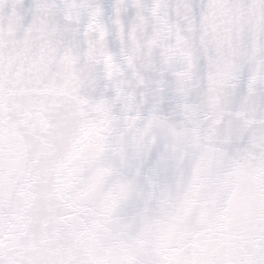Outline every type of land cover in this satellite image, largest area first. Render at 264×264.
Returning <instances> with one entry per match:
<instances>
[{
    "label": "snow or ice",
    "instance_id": "1",
    "mask_svg": "<svg viewBox=\"0 0 264 264\" xmlns=\"http://www.w3.org/2000/svg\"><path fill=\"white\" fill-rule=\"evenodd\" d=\"M0 264H264V0H0Z\"/></svg>",
    "mask_w": 264,
    "mask_h": 264
}]
</instances>
